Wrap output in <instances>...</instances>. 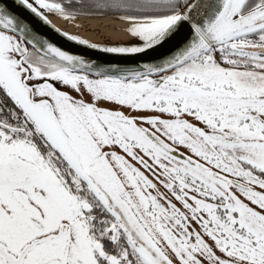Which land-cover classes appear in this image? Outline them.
<instances>
[{
	"label": "snow or ice",
	"instance_id": "snow-or-ice-1",
	"mask_svg": "<svg viewBox=\"0 0 264 264\" xmlns=\"http://www.w3.org/2000/svg\"><path fill=\"white\" fill-rule=\"evenodd\" d=\"M101 6L135 38L102 51L162 61L95 65L0 5V264H264V0Z\"/></svg>",
	"mask_w": 264,
	"mask_h": 264
},
{
	"label": "water",
	"instance_id": "water-1",
	"mask_svg": "<svg viewBox=\"0 0 264 264\" xmlns=\"http://www.w3.org/2000/svg\"><path fill=\"white\" fill-rule=\"evenodd\" d=\"M11 4H12V0H0V5L5 6L6 10L10 15H14L18 20H21L24 23L28 24L32 32L35 33L36 36H38L40 39L53 43L55 46L61 48L62 50L70 54L83 57L84 59L93 62L95 65L101 67H108L110 65H116L118 67H136L138 64H142L145 62L160 63L164 58V54L167 53L168 48L171 47V45H169L164 49H160L158 51H150L149 53L138 54L136 56H124L121 54L106 53L102 51L104 47L127 46L132 42H134L135 38L132 37L130 34H128L118 42H112V41L106 42V41H101L100 39H90L56 26L54 24V19L57 17H63L59 14H52L45 12V15L47 16V22H44L40 18L35 17L28 10L24 9L18 3L14 8L8 7ZM105 19L118 20L123 18L113 17V16L98 17V16L71 15V18H68L67 20L76 22L80 26H83L84 21H88V20L102 21ZM7 33L17 37L22 44L26 43V41L19 35V33H13V32H7ZM67 36H75L78 39L85 40L87 44L81 45L76 43L75 41H70L67 39ZM88 45H96V47L92 48L89 47ZM27 46L33 50L32 45H27ZM61 90H64L63 86H61ZM69 94L72 95L74 99L79 98V96L77 97L70 92Z\"/></svg>",
	"mask_w": 264,
	"mask_h": 264
},
{
	"label": "bare ground",
	"instance_id": "bare-ground-1",
	"mask_svg": "<svg viewBox=\"0 0 264 264\" xmlns=\"http://www.w3.org/2000/svg\"><path fill=\"white\" fill-rule=\"evenodd\" d=\"M130 21L124 19L110 20H88L80 26L76 22L69 21L64 17L54 19V24L64 30L79 34L90 39H100L101 41L118 42L129 33Z\"/></svg>",
	"mask_w": 264,
	"mask_h": 264
},
{
	"label": "trees",
	"instance_id": "trees-1",
	"mask_svg": "<svg viewBox=\"0 0 264 264\" xmlns=\"http://www.w3.org/2000/svg\"><path fill=\"white\" fill-rule=\"evenodd\" d=\"M109 2L110 0H77L73 3V8L66 10L70 12L71 15L78 16L122 17L126 11L125 9H115L101 6Z\"/></svg>",
	"mask_w": 264,
	"mask_h": 264
},
{
	"label": "flooded vegetation",
	"instance_id": "flooded-vegetation-1",
	"mask_svg": "<svg viewBox=\"0 0 264 264\" xmlns=\"http://www.w3.org/2000/svg\"><path fill=\"white\" fill-rule=\"evenodd\" d=\"M75 1H77V0H63V2H64L65 4H71V5H73L72 7L67 8V10H69V9H71V8L74 7V4H73V3H75ZM57 2H61V0H57ZM29 50L32 51V49H31L30 47H29ZM145 127H147V126H145ZM116 149H118V151H117ZM116 149H113V150H115V151L117 152V154L125 155V154L122 152V150H120L118 147H117ZM179 150H180V152H184V150H181V149H179ZM184 154L187 155L186 152H185ZM125 158L128 159L127 157H125ZM130 162H131V161H130ZM133 163H134V162H133ZM136 166H137V167H140L139 165H136ZM141 170L144 171L143 168H141ZM145 174H146V175H149V178L153 179V181H154L155 183H158V187H160V189H161L162 192L166 191V190H164V189L162 188V185H159V182L156 181V179H155L154 177H152L150 173L145 172ZM153 194L155 195L156 193L153 192ZM173 202H175V201L173 200ZM176 203H177V206L179 207V206H180L179 203H178V202H176ZM182 210H183V209H182Z\"/></svg>",
	"mask_w": 264,
	"mask_h": 264
},
{
	"label": "rangeland",
	"instance_id": "rangeland-1",
	"mask_svg": "<svg viewBox=\"0 0 264 264\" xmlns=\"http://www.w3.org/2000/svg\"><path fill=\"white\" fill-rule=\"evenodd\" d=\"M8 34V33H7ZM9 35H12V34H9ZM14 36V35H13ZM17 38V37H16ZM18 39V38H17ZM19 40V39H18ZM63 89H64V91H68V92H70V93H72L73 95H75V96H79V98H77V99H83V100H85V101H88L89 100V96L88 95H84V96H80V95H78L77 93H75L74 91H70L69 90V88L68 87H66V86H63ZM101 107H110V105H100ZM127 114H129V115H132V113H127ZM142 126H147V125H142ZM114 149H116V148H114ZM181 150H184L182 147L180 148ZM117 151H118V149H116ZM180 151V150H179Z\"/></svg>",
	"mask_w": 264,
	"mask_h": 264
}]
</instances>
